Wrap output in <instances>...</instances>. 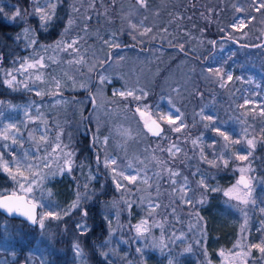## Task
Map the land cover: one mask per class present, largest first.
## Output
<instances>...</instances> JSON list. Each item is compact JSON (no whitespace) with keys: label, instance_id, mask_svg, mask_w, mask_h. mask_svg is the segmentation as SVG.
Segmentation results:
<instances>
[{"label":"rangeland","instance_id":"obj_1","mask_svg":"<svg viewBox=\"0 0 264 264\" xmlns=\"http://www.w3.org/2000/svg\"><path fill=\"white\" fill-rule=\"evenodd\" d=\"M18 4L0 0L3 9L0 15L17 26L2 40L0 47V131L15 125L10 131L16 134L17 142L12 144L11 138L8 141L0 139V145H10L5 151L13 155L30 152L29 160L39 162L41 157L51 153L59 135V142L68 145L67 150L76 155L78 148H74L67 126L73 118H77V124L84 121L85 109L90 102L88 130L101 141L108 138L107 153L105 146L99 144L101 159L105 154L111 155L117 160L114 167L118 171L137 176L135 182L120 176L114 180L111 168H105L103 164L88 173L95 179L101 173L106 180L99 179V188L108 180L112 192L101 205L108 227L100 244L102 255L107 254V257L103 256L116 264H163V259L165 264L169 261L172 264H244V261L264 264L257 250L253 249L250 256L243 255L248 251V245L264 239V232L258 231L264 222V213L259 210L264 207L260 203L264 200V174L243 173L251 179L256 205L245 206L235 199L239 194L236 186L242 175L240 169L247 168L244 161L235 157L247 155L252 150L247 139L255 138L256 144L260 128L264 130V9L257 11L258 0H144L143 6L139 0H59L46 29L41 28L39 16L31 14L32 0L29 4ZM73 8L77 10L73 11ZM16 9L29 14L12 20L10 17ZM257 12H261L259 18ZM225 19H230L229 24ZM241 20L244 21L242 28L239 27ZM185 23L191 29L199 25L202 31L215 26L221 38L215 40L211 35L205 42L204 35H189V31L183 34L178 29ZM26 28L34 30L31 37L43 48L27 47ZM37 29L55 30L57 34L51 41H42ZM148 29L150 31H146ZM240 38L247 42H241ZM74 39L78 40L76 50H64L63 44L56 47L57 41ZM211 45L215 46L212 54H203ZM130 46L132 49L127 52L125 49ZM191 55L199 57L204 65H199ZM33 56L44 57L45 67L28 69L23 74L15 71L24 58ZM209 69H219L224 74L223 79ZM9 71L17 81L28 83L33 90L25 89L23 84L13 87L5 84V79H11L4 75ZM30 74L41 75V80L33 84L34 75L30 79ZM228 74L232 76L231 81L227 80ZM102 76L106 77L103 82ZM57 80L61 85L60 95H35L39 89L56 92ZM200 80L216 82L220 87L223 83L224 87L216 94L208 86L204 93L206 85L198 93ZM82 83L87 84L86 89L79 87ZM17 87L18 90H14ZM129 89H142L147 95L139 101L119 95ZM68 91L82 92V95L71 96ZM139 94L136 91V95ZM137 107L150 111L167 129L165 153L162 146L159 151L157 148L161 140L150 139L152 134L136 111ZM37 109L42 118H37ZM161 114H170L173 119L179 116L177 125L182 120L184 127L179 132L174 131L176 125L159 119ZM207 116H212L215 126L241 143L225 141L213 130V121L206 119ZM28 128L32 129L29 134L35 149L25 145ZM42 134H46L45 145L39 141ZM40 144L44 147L40 148ZM190 152L204 162L243 163L237 166L232 183L222 189L225 200H218L210 212L211 245L215 249L212 258L206 251L199 252L206 246V237L202 241L205 225L191 213L187 201H200L203 193L200 190H219L221 184L198 165L192 170L197 176V180H193L182 167V157ZM58 160L63 162L58 154H54L48 161L55 172L52 175L69 178L72 171L61 174ZM169 170L178 174L170 175ZM3 174L9 177L7 173ZM202 179L207 188L201 186ZM117 182L122 185L119 189ZM230 190L233 191L226 196L225 192ZM11 191L12 188L0 185V193ZM78 193L83 199V194L69 185L57 191L40 185L31 196L39 197L35 201L44 205L38 210L39 216L49 210L69 208L77 200ZM89 196L92 199V192ZM61 220H46L42 231L37 225L0 213V264H49L55 254L60 264H90L84 251L83 260L74 254L77 242L69 237V227ZM77 223L90 228L84 216L77 218L74 225ZM137 226L142 228L140 233L136 231ZM225 231L228 233L225 242H230L228 246H224L220 238ZM138 248L141 252H137Z\"/></svg>","mask_w":264,"mask_h":264},{"label":"snow or ice","instance_id":"obj_2","mask_svg":"<svg viewBox=\"0 0 264 264\" xmlns=\"http://www.w3.org/2000/svg\"><path fill=\"white\" fill-rule=\"evenodd\" d=\"M59 0H32V15H38L39 19L41 21V28L46 29L48 26V23L51 21L52 17L55 14V9L57 7V3ZM141 6L144 5V0H139ZM259 7L257 8V11L264 9V0H258ZM77 9L73 8V11H76ZM237 11H241V9L237 8ZM0 13H3V9L0 8ZM29 13L27 11H23L21 9H16L15 13L10 17V19L15 20L17 17L23 18V16L28 15ZM72 21L69 19V25H71ZM244 26V21L241 20L239 27ZM133 28H135V25H132ZM34 30L31 28H26L24 29V34H25V39L28 40L27 47H40L43 48V45H39L38 40L33 39L31 37V33ZM68 29H65V32H67ZM150 31V29L146 30ZM78 43V40H72L71 42L68 41H57L56 42V47L60 48L61 45L63 44L64 50L67 49H75V45ZM210 43H215L214 41H211ZM116 46V45H113ZM51 47V46H49ZM47 49H45L46 51ZM78 51V50H77ZM180 51H184L183 45L180 46ZM2 59V57H0ZM29 59H31V62H29ZM77 63H80V61H77ZM45 67L44 64V57H31V58H24L20 62V68L16 69L15 71L21 72L23 74L24 72H27L28 69H42ZM209 71H214L217 76H220L221 79H223V75L219 69H209ZM6 77H11V79H5L4 83L7 84L9 87H13L14 84L19 85L23 84V87L29 91H32L33 89L29 87L28 83H25L23 81H17L16 76L13 74L12 71L6 72L4 74ZM34 75V79H33ZM30 79H33V84H35L36 81L41 80V75L39 74H30L29 76ZM106 79V77H100L101 82H103ZM227 80L231 81L232 76L230 74L227 75ZM73 86H75L76 81H72ZM56 84V89L57 91L54 93H47L42 89L36 90L35 95L39 97H43L44 95H60L59 89L61 87L60 81H55ZM79 87L81 88H87V84H80ZM221 87H224V84H221ZM14 90H18L17 88H14ZM136 91H139V95H136ZM116 93H114L115 95ZM119 95L121 97L127 98V97H132L133 99L139 101L143 97H146L147 93H145L142 89L140 90H135V89H129L126 92H120ZM2 103V102H0ZM247 103V101H246ZM137 112L140 113L141 117H144L145 112L141 111L139 107L136 109ZM38 112V117L37 118H42V114H39V110L37 109ZM176 112L179 113V109H176ZM28 115V113H26ZM209 121H213L212 116H207L205 117ZM29 119H32V117L29 116ZM161 120H166V122L169 125H176V127L173 129L174 131L179 132L182 127H184L183 121H180V124L177 125V120H180V117L177 116L176 119H173L172 116L169 114L168 116H164L161 114L159 117ZM155 121H152V124H155ZM145 127H148L149 131H152V127L149 125L148 121H145ZM205 127H208V125H205ZM11 129H15V125H8L6 128L3 129V131H0V139L3 141H8L10 138L12 140V144H15L17 142V136L14 132H11ZM213 130L225 141H228L232 144H240L241 141L239 139L233 140L231 137H229L224 131L221 130L220 127L215 126V122L213 121ZM18 131V130H17ZM155 135H159V132L154 133ZM39 141L42 143H47V138L46 134H42L39 138ZM195 144L196 141H193ZM247 145L249 148L254 149L255 148V138L252 139H247L246 141ZM97 144H102L104 145V151L107 153V144H108V138L105 137L103 141L100 140L98 136H93L92 139V146L96 147ZM39 146V145H38ZM175 147V145H173ZM10 148V145L8 144H2L0 145V171L3 173H7L9 178L15 183L16 185V190L12 191L11 194L9 195H0V209L4 210L7 214L12 215V214H20L21 216L26 217L28 221L31 222L33 225H37L42 231L45 229L46 220H61L63 219L64 215H70L72 209L77 208L79 206V200L81 199L80 194L78 193L77 195V200L73 202L72 205L69 206V208L64 209L63 211H56V210H49L46 212H43L39 214V216L36 213L37 207H44L43 204H38L34 198H31V194L34 192L36 188H38L45 179H47V175L41 171L42 168H48L51 172V165L48 162L49 160L52 159L54 154H58L59 159L62 160V163H59V160L57 161L58 163V171L62 174L64 171L71 172L72 171V166L74 164L73 156L75 155L74 152L68 151V145H62L59 142V135L57 136V143L55 144L54 147L51 148V153H48L46 156L41 157L39 162H33L29 160V156L31 155L30 152H25L23 155H13L9 151H5ZM170 153H172V149L168 150ZM176 151H180V149L176 148ZM174 155V153H172ZM252 155L251 151H248L247 155H236V159L240 161H246L248 160V157ZM7 157H10L7 158ZM202 158L206 159V157ZM222 159V157H221ZM96 164L99 166L103 164L105 168H111V172L113 173V179L115 180L116 176H120L125 180H128L130 182H135L137 179V176L135 175H125L123 170L118 171L117 167H114L117 165V160L116 158L112 157L111 155L105 154L103 159H101V156L99 152L96 154V159H95ZM212 166H216L215 161H208ZM225 165H227V161H223ZM84 166L81 165V168ZM130 168L131 165H128ZM250 168H241L240 172L242 173L240 180L237 182V188H239V194L235 196V199L239 201L240 204L242 205H256L257 200L252 197V192H253V186L251 184V179L246 178L243 173L246 171H249ZM170 171V175H177L178 173ZM53 175H55V172H52ZM138 175V173H137ZM88 180L95 179V176L92 175L91 173L89 176L86 178ZM147 182V181H145ZM201 186L207 188V185H204L203 179L200 181ZM242 186V187H241ZM83 187L85 189L88 188V183L86 182ZM117 189L121 188L122 185L117 182L116 183ZM217 189H212V191H216ZM235 190V189H233ZM230 190L229 192H225L226 196L230 195V192L233 191ZM51 195V193H49ZM87 195V193H85ZM188 203H191V201H187ZM203 201H201L202 203ZM261 204H264V200L260 201ZM243 211V209H241ZM260 212L264 213V207H260ZM84 216L87 215V212L83 213ZM77 229L80 230L81 234H84L87 232V226L83 223H77L76 225ZM146 231V229H143ZM136 231L140 233L142 231L141 226H137ZM258 231L264 232V222H262V227L258 229ZM239 247V245H237ZM248 251L243 252L244 256H250L251 251L257 250L261 253V259H264V239H261L259 243H253L247 246ZM137 252H141V249H137ZM74 254L77 256H80L81 259H84V253L83 250L80 248V245L77 243L74 245ZM107 257V254H103ZM221 255L223 256L224 253L221 252ZM236 256H240L241 253H234ZM169 264H172L171 261H169ZM244 264H247V261H244Z\"/></svg>","mask_w":264,"mask_h":264},{"label":"trees","instance_id":"obj_3","mask_svg":"<svg viewBox=\"0 0 264 264\" xmlns=\"http://www.w3.org/2000/svg\"><path fill=\"white\" fill-rule=\"evenodd\" d=\"M13 2L17 3L19 6L18 2L26 3L29 4V0H12ZM251 11L254 12V9L252 8ZM261 12H257L258 18L261 16ZM230 19H225V23L229 24ZM17 26L14 23H10L7 21L3 16L0 15V47H2V40L11 32L14 31V29ZM180 30L181 33L185 34L187 33L186 31L191 32L189 35H197L199 37L205 38V42L207 38L209 37H214V39L218 40L221 38L219 36V33H216V28H214L202 31L201 27L198 25L197 27H192V29L188 26L187 23L184 24V27H181ZM212 31V32H211ZM57 32L55 30L53 31H44L43 29H37V35L38 38L42 41H51L55 36ZM212 35V36H211ZM241 42H247L246 40L240 38ZM125 43H128L126 41ZM4 46V45H3ZM132 46L130 48L125 49L127 52L131 51ZM215 46L211 45L209 46L205 51H203V54L209 55L212 54L214 51ZM5 48H3L4 50ZM181 53V52H180ZM195 59L196 62L199 63V65H202L203 62L200 60L199 57H195L194 55H191ZM204 65V64H203ZM200 87L198 90L199 91L204 88L203 92L205 93L207 90V87H211L214 89L213 92L216 94L219 93L220 91V86L216 82H211V83H205L202 80H200ZM230 88V86H228ZM71 96H77L78 94L82 95V92H76V91H68L67 92ZM2 94V93H1ZM89 105L90 102L88 103L85 113H84V121L81 124H77V118H73V122H71L67 126V132H69V136L71 137L72 143L74 148H78V153L75 155V165L73 168V171L71 172L69 178H58L57 176H53L52 172L53 170H50L48 168H45L44 171H42L47 175V179L43 181L41 186L44 188L50 186L53 190H60L65 186L69 185L71 189H77L83 194V199L79 202V206L70 214L67 216H64L63 219L61 220V223L69 227L68 229V234L69 237H72L83 249L85 253L88 255V262L90 264H116L107 258H105L102 255L101 249H100V244L104 240L105 235L108 232V227L107 223L101 213V205L102 202L106 200V198L111 197V187L109 185V182L107 180V184L104 187L99 188V179H105L102 177L101 173L98 174L97 179H91L88 180L86 179L89 176V172L92 173L94 168L97 167V164L95 162L96 159V154L97 152H100V145L97 144L96 147L92 146V139L93 136L91 135V132L88 130L89 125L87 122V113L89 111ZM86 121V125H85ZM82 128H84V131H82ZM165 128V127H164ZM31 128L27 129V136H26V146H29L33 149H35L33 146L34 141L31 140L30 132ZM86 130V132H85ZM167 132V129H164V132L159 135V136H150V139L154 141H159L160 145L157 146L158 151L160 150L161 146L163 147V153L166 152V137L165 133ZM43 145H45L43 143ZM42 144L39 145L40 148H43ZM255 148L251 150L252 155L248 157V160L244 161V166L249 167V174H257V173H262L264 174V130L260 128L258 132V138L256 139V144ZM25 147V146H24ZM181 162V159H180ZM182 167L189 173V175L193 178V180H197L195 174L193 173L192 170H194V167L198 165V168L201 167L203 171H206L208 175H213L215 179L217 178L220 181L221 184V189L216 190V191H210L206 190L203 188V190H200L203 193L201 194L202 200L200 201H192L189 205V208L191 209V213H193L195 216H197V219L205 225V231L203 235V239L206 237L205 241V248L200 250L199 252L202 254L204 251H206L209 256L211 257L212 254L214 253L215 249L211 245V241L213 238V233L211 232L210 228V212L212 211L213 208L216 206V202L218 200H225V197L223 195V188H227L231 183H232V178L236 175L237 173V166L239 163L235 165V162H230L229 164L225 165L222 162H215L216 166H212L211 164H208V162H204L202 160H198L197 156L193 153L190 152L188 155H185L182 157ZM81 165L84 167L81 168ZM6 178V179H5ZM106 180V179H105ZM62 181V182H61ZM88 183V188L85 189L83 185L85 183ZM98 183V184H97ZM0 185L2 187H7V188H12L13 191L16 190V185H14V182L9 178L5 177V175L0 171ZM98 188V190H97ZM194 188V187H193ZM87 191V192H86ZM12 192V191H11ZM89 192H92L93 196L91 197L92 199H89ZM87 193V195H85ZM98 193V194H97ZM32 195V194H31ZM32 198L36 199V201L39 200V197L36 196H31ZM201 201H203L201 203ZM38 203V202H37ZM40 207H38L39 210ZM250 208V207H248ZM193 210V211H192ZM84 212H87V215L84 216L82 215ZM1 214H3L6 217L9 218H15L18 220L25 221L26 223L31 224L30 221L22 218V217H11L6 214H4L2 211H0ZM193 215V216H194ZM81 216H84L85 220L89 223L90 228L87 230L86 233L81 234L80 230L76 228L75 220ZM228 236V233L222 232L220 235V238L223 242L224 246H228L230 242H225L226 237ZM56 255V254H55ZM52 256L51 260L49 261V264H60L59 259L57 256ZM212 258V257H211ZM163 264H165V259H163Z\"/></svg>","mask_w":264,"mask_h":264},{"label":"water","instance_id":"obj_4","mask_svg":"<svg viewBox=\"0 0 264 264\" xmlns=\"http://www.w3.org/2000/svg\"><path fill=\"white\" fill-rule=\"evenodd\" d=\"M141 111H144L145 112V115L144 117H141L140 113V117L143 119L144 123L145 121H148L149 125L152 127V131H149L148 127H146L148 129V131L154 135V136H159L161 135L163 132H164V125L159 121L157 120L150 111H146V110H141ZM152 121H155L156 123L155 124H152ZM156 132H159V135H155L154 133ZM11 194V192H7V193H0V195H9ZM0 211H2L4 214L8 215V216H11V217H22L24 219H26V217L24 216H21L20 214L16 213V214H12V215H9L7 214L4 210L0 209ZM36 213L38 215V207L36 209ZM27 220V219H26Z\"/></svg>","mask_w":264,"mask_h":264}]
</instances>
